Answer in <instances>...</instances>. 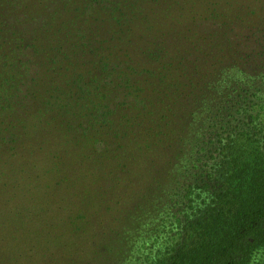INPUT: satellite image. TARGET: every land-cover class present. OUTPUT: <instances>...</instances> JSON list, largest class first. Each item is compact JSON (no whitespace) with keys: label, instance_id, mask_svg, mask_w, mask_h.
I'll use <instances>...</instances> for the list:
<instances>
[{"label":"rangeland","instance_id":"rangeland-1","mask_svg":"<svg viewBox=\"0 0 264 264\" xmlns=\"http://www.w3.org/2000/svg\"><path fill=\"white\" fill-rule=\"evenodd\" d=\"M252 117L264 0H0V264H156Z\"/></svg>","mask_w":264,"mask_h":264},{"label":"trees","instance_id":"trees-1","mask_svg":"<svg viewBox=\"0 0 264 264\" xmlns=\"http://www.w3.org/2000/svg\"><path fill=\"white\" fill-rule=\"evenodd\" d=\"M251 119L239 132L238 146L230 145L235 149L226 155L216 183L206 185L209 200L188 216L182 240L156 264H254L264 248V142L253 128L263 130L264 124L252 126Z\"/></svg>","mask_w":264,"mask_h":264}]
</instances>
